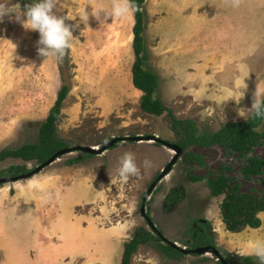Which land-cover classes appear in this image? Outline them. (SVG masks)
<instances>
[{
  "label": "rangeland",
  "instance_id": "rangeland-1",
  "mask_svg": "<svg viewBox=\"0 0 264 264\" xmlns=\"http://www.w3.org/2000/svg\"><path fill=\"white\" fill-rule=\"evenodd\" d=\"M113 1L86 0L88 4L95 3L97 8L102 6L106 12L111 11ZM28 3L30 0H0V10L11 12L19 7L23 9ZM69 4L72 14L58 7L54 9L58 15L66 17L70 26H74L69 55L74 79L58 121L59 137L66 141L68 147L89 145L101 148L113 138L140 135L158 136L177 143V135L166 113L162 116L150 115L141 109L143 92L134 86L132 74L136 60L133 47L134 12L133 27L131 30L128 27L129 32L132 31V41L127 51L121 54L113 47L96 49L90 42L102 40L106 30L111 32V36L125 30L123 24L104 19L107 16L103 12L100 17L93 14L100 9L89 10L91 23L87 27L90 30L100 28L103 33L101 37L92 36L88 45L82 47L83 29L76 17L82 10L78 0H69ZM166 7L165 0H146L142 8L145 23L143 36L149 55L147 63L159 75L157 96L177 118L193 119L200 133L217 131L227 121L247 119L251 114L241 102L208 98L204 83L197 84L202 91V98L199 99L189 93L194 87L192 84H184V90L181 85L172 87V71L168 68L165 53ZM10 14L14 20L6 30L8 37H13V47L8 55L11 60H0V151L38 141L39 126L48 116L62 84L55 55L38 57L45 61L44 78L28 75L23 62L25 59H22V46L33 43L34 38L38 41L39 33H34L32 38L29 35L31 30L25 31L16 22L15 13ZM173 18L170 25L173 24V28L178 26L182 39L183 16L179 17L180 20L176 15ZM4 28L0 25V34ZM42 71L40 69L39 73ZM260 130L264 132V123ZM190 150L193 155L185 157L183 152L146 200L147 214L157 229L168 240L189 249L192 221L208 220L222 255L237 256L229 249L241 240H264V212L260 214L262 225L259 228L247 227L240 232H231L226 228L221 213L225 195L214 196L207 185L210 177L221 173L220 166L227 165L230 167L227 175L232 177V184H238L245 192L262 194L264 183L258 177L246 180L240 169L247 158L264 157V143L247 156H226L218 146H192ZM126 152L134 153L140 173L121 180L117 169L120 158ZM83 154L82 151L64 154L30 178L0 183V238L6 237L9 232L5 231L7 227H24L25 236L20 244L25 249L24 254L14 251V261L32 264V258H39V264H49L53 258H58L62 264H99L98 259L106 250L114 251L122 260L124 245L135 230L141 227L151 229L141 213L143 198L171 162L175 150L159 141L125 140L103 153L69 163ZM145 161L150 162L149 167L144 166ZM22 163L26 162L6 159L0 162V171ZM26 164L32 170L40 165L37 161ZM192 177L202 179L194 181ZM34 237L43 241V244L34 246L35 249L30 244ZM4 240L0 239V264L7 262L6 246L1 242ZM82 260L87 261L83 263ZM131 264H218V258L208 252L186 254L174 260L161 252L157 242H151L139 247Z\"/></svg>",
  "mask_w": 264,
  "mask_h": 264
},
{
  "label": "crops",
  "instance_id": "crops-1",
  "mask_svg": "<svg viewBox=\"0 0 264 264\" xmlns=\"http://www.w3.org/2000/svg\"><path fill=\"white\" fill-rule=\"evenodd\" d=\"M165 1L167 5L165 53L168 68L172 71L170 73L173 80L172 87L181 85L184 90L186 89L184 84H192L194 87L189 93L198 99L202 91L197 84L202 83L207 86L205 94L209 96L208 98L216 97L223 101L237 102L244 93L239 102L244 107L251 108L257 88L264 93V0ZM78 3L82 11L76 17L83 29V47L88 45L92 36L93 38L96 35L101 37V32L103 33L100 28L90 30L87 27L91 23L89 10H99L102 6L97 8L95 3L91 5L86 0H78ZM114 3H127L129 9L127 14L123 17H104V19L111 22L119 21L125 30L122 29L112 36L111 32L106 30L105 37L104 35L101 37L102 40L99 42L93 40L90 43L96 49L102 46L113 47L116 52L122 54L127 51V46L132 41V31L129 32L128 27L130 30L133 27L132 12L134 11L129 0H114ZM57 7L72 14L69 0H57ZM107 10L109 11L110 7ZM174 15L178 17V20L181 15L183 16L182 39L179 37L178 26L173 28V24L170 25ZM13 20L12 14H6L0 22V25L5 27L0 34V60H11V56L8 55L13 47V37H8L6 28L11 26ZM92 25L96 26L94 22ZM31 32L29 35L34 38V33L37 34V32ZM72 45L73 43L71 47ZM37 48L35 38L33 43L29 42L28 46L26 43L23 44L24 58L22 59H25L23 62L29 76L34 74L44 78L46 65L44 60L38 58L43 56L38 54ZM40 69L44 71L39 73ZM15 229L7 227L5 231L9 230V232L6 233V237H2L5 240L1 242L6 246L8 255L6 264H23L20 261H14L13 252L24 254L25 249H22L20 245L25 236L22 231L24 227H21L19 231ZM41 243L43 244V241L39 237H34L30 244L34 248ZM113 252L106 250V253L98 259V263L120 264V257ZM32 259V264L40 263L39 258ZM49 264H62V262L58 258H53Z\"/></svg>",
  "mask_w": 264,
  "mask_h": 264
},
{
  "label": "trees",
  "instance_id": "trees-1",
  "mask_svg": "<svg viewBox=\"0 0 264 264\" xmlns=\"http://www.w3.org/2000/svg\"><path fill=\"white\" fill-rule=\"evenodd\" d=\"M145 1L129 0L136 19L133 44L136 60L132 66L133 84L143 92L140 101L141 109L150 115L162 116L166 113L170 117L171 128L177 135V144L186 153L185 157L193 155L190 152L192 146L208 148L218 146L226 156L233 154L247 156L255 147L264 143V132L260 130V126L264 123V116L256 117L251 114L242 121H227L217 131L200 133L193 119L177 118L174 112L157 96L159 75L148 66L149 55L143 36L145 23L142 8ZM69 55L70 48L65 51L62 57H58L62 84L48 116L39 126L38 141L2 149L0 162L14 158L21 159L26 163L37 161L38 164H42L58 151L68 148L69 145L66 141L59 137L58 121L65 100L73 86L74 72ZM92 155L84 153L69 163L79 162L81 158ZM26 163L13 164L4 168L0 171V178H13L29 173L33 168H28ZM219 169L221 173L216 177H210L207 180V185L214 196L225 195L221 203V213L226 228L231 232H240L247 227L259 228L262 225L260 214L264 212V192L257 195L241 190L238 184H232V177L227 175L229 166L221 165ZM240 171L246 180L258 177L264 183V157L247 158ZM191 179L197 181L202 178L192 177ZM159 232L164 235L161 230ZM159 232L152 228H137L132 238L124 245L121 264H131L139 247L151 242H157L161 252L170 259L179 260L186 255L181 249L174 247L170 241L164 239ZM190 234L192 242L189 249L205 246L217 248L215 234L208 220H193ZM222 256L228 264H257L255 258L250 256H234L232 254ZM218 264L224 263L218 259Z\"/></svg>",
  "mask_w": 264,
  "mask_h": 264
},
{
  "label": "clouds",
  "instance_id": "clouds-1",
  "mask_svg": "<svg viewBox=\"0 0 264 264\" xmlns=\"http://www.w3.org/2000/svg\"><path fill=\"white\" fill-rule=\"evenodd\" d=\"M57 7V0H30L23 9L11 12L0 10V22L6 14L15 13L16 22L20 23L26 30L39 33L37 41V51L40 56L62 57L65 51L71 47L74 26L66 22V17L58 15L54 9ZM127 3H114L110 12L100 9L98 13H93L100 17L101 12L107 17H123L128 12ZM243 92V91H242ZM244 95V93H243ZM239 97V100L241 97ZM239 100L237 103H239ZM248 113L260 117L264 116V93L258 88L254 94V102L251 108L246 109ZM240 115H242L239 112ZM245 117V115H242ZM145 167L150 166L149 161L144 162ZM140 173L134 153L126 152L119 160L117 174L121 180H127L131 176ZM231 252L239 256L254 257L257 264H264V240L245 239L235 243L230 249Z\"/></svg>",
  "mask_w": 264,
  "mask_h": 264
},
{
  "label": "water",
  "instance_id": "water-1",
  "mask_svg": "<svg viewBox=\"0 0 264 264\" xmlns=\"http://www.w3.org/2000/svg\"><path fill=\"white\" fill-rule=\"evenodd\" d=\"M125 140H130V141H142V140H148L149 141V140H154V141H159V142L163 143L164 145L168 146L169 148L175 150V155H174L173 159L168 164V166L163 171V173L155 180V182H153L151 184L148 192L146 193L145 197L143 198V202H142V205H141V213H142V215L147 220V222L151 226V228L153 230H156V232H159V230L157 229V227L153 223L152 219L147 214V211H146V200L150 196L151 192L155 188V186L158 183V181L161 178H163L164 176H166L172 170L173 165L177 162L179 157L183 154V148L177 143H171V142L166 141V140H164V139H162V138H160L158 136H141L140 135V136H123V137L113 138V139L109 140L108 142H106L101 148L100 147H95V146H89V145H87V146L77 145V146H73V147L64 148V149L58 151L56 154H54L49 160H47L46 162L40 164L39 166H37L34 170L30 171L29 173L22 174V175H19L17 177H13V178L2 177V178H0V183H5V182H9V181H18V180H21V179L30 178L31 176H34L35 174H37L38 172L43 170L46 166H48L51 163H53L54 161H56L60 156H63L64 154H67V153H70V152H73V151H82L84 153L100 154V153H103L104 151H106V150H108L110 148H113L117 142L125 141ZM159 234L164 239L168 240L160 232H159ZM168 241H170V240H168ZM170 242L172 243V245L174 247L181 249L185 254L202 255V254L211 252L214 255H216L217 258L219 260H221L224 264H228L225 261V259L223 258L222 254H221V252H220V250L218 248L211 247V246H205V247H197V248H193V249H188L186 247L180 246L176 242H172V241H170Z\"/></svg>",
  "mask_w": 264,
  "mask_h": 264
}]
</instances>
